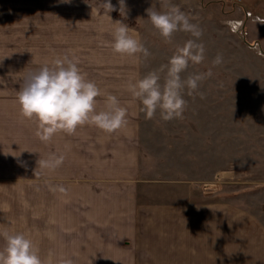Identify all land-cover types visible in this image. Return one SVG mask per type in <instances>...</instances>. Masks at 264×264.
<instances>
[{
  "label": "crops",
  "instance_id": "0c3cea01",
  "mask_svg": "<svg viewBox=\"0 0 264 264\" xmlns=\"http://www.w3.org/2000/svg\"><path fill=\"white\" fill-rule=\"evenodd\" d=\"M116 21L141 41L137 27L80 0H0V222L29 203L27 235L53 264H264V226L251 211L204 191L210 179L159 178L165 168L144 154L141 104L127 90L141 77V53L113 51ZM64 55L118 98L125 127L109 134L85 124L48 142L37 137L20 115V79ZM97 101L99 110L104 97ZM52 155L63 163L41 169L37 161ZM60 186L66 193L50 190Z\"/></svg>",
  "mask_w": 264,
  "mask_h": 264
},
{
  "label": "rangeland",
  "instance_id": "374dc122",
  "mask_svg": "<svg viewBox=\"0 0 264 264\" xmlns=\"http://www.w3.org/2000/svg\"><path fill=\"white\" fill-rule=\"evenodd\" d=\"M80 1L105 11L104 0ZM13 2L37 3L40 7L47 4V0ZM110 3L115 10L108 13L137 27L150 53L147 57L141 53V77L158 71L178 46L192 38L178 31L165 40L151 24L146 9L179 7L202 30L205 59L200 64L189 62L181 75L186 78L201 73L205 79L191 96L184 89L187 107L182 119L164 121L159 112L147 119L141 110L143 152L154 164L165 168L159 178L210 179L213 186H204V191H215L209 193L215 199L223 198L251 211L264 226V55L246 46L235 29L246 21V39L251 43L259 41L264 49V10L258 9L260 0H125L124 14L118 0ZM244 12L252 14L248 20ZM218 53L223 62L213 66ZM159 74L163 83L165 74ZM167 168L177 172L169 173ZM16 192L18 203L19 190ZM6 199L14 201V197ZM22 209L14 220L1 221L0 226L29 237V203Z\"/></svg>",
  "mask_w": 264,
  "mask_h": 264
},
{
  "label": "clouds",
  "instance_id": "9594fccd",
  "mask_svg": "<svg viewBox=\"0 0 264 264\" xmlns=\"http://www.w3.org/2000/svg\"><path fill=\"white\" fill-rule=\"evenodd\" d=\"M68 2V0H62ZM120 12L125 11V0H118ZM106 12L115 10L110 0H104ZM153 27L165 39L170 40L175 32L189 33L192 38L178 46L168 62L158 71H151L143 77L130 81L127 90L142 105L147 119L157 112L164 121L182 119L187 107L183 91L188 95L198 92L205 74L193 73L182 78L189 62L200 64L205 59V46L201 42L202 30L190 22L189 17L179 7L171 6L164 11L152 7L145 10ZM112 31L111 47L121 55L142 53L150 55L148 49L136 37L129 34V27L116 21ZM223 62L222 54L212 60L213 66ZM164 73L163 83L159 73ZM208 76L211 75L209 71ZM201 97L203 96L200 93ZM104 97V106L97 109V98ZM20 115L32 120L36 135L42 142H48L58 132L74 134L79 126L91 124L106 133H114L127 125V109L120 105L118 98L110 93H102L95 82L86 78L77 62L68 55L57 56L50 63L39 65L27 71L20 79L16 93ZM62 155H52L37 161L41 169L54 170L63 163ZM51 191L66 193L60 186L50 187ZM3 247L0 248V264H53L51 258L42 259L38 246L22 232L0 230ZM61 264H72L64 259Z\"/></svg>",
  "mask_w": 264,
  "mask_h": 264
},
{
  "label": "water",
  "instance_id": "95a60500",
  "mask_svg": "<svg viewBox=\"0 0 264 264\" xmlns=\"http://www.w3.org/2000/svg\"><path fill=\"white\" fill-rule=\"evenodd\" d=\"M244 24H245V22H242V24L240 25V27L235 28L237 30L236 32H238V34L240 35V38L242 39V42L246 46H248L249 48H251L253 50H257L258 53H260L261 55H264V50L262 49V47H261V45H260V43L258 41H255V42L251 43V42H249L246 39V37H245V35L243 33L244 32Z\"/></svg>",
  "mask_w": 264,
  "mask_h": 264
},
{
  "label": "built area",
  "instance_id": "2783aa9c",
  "mask_svg": "<svg viewBox=\"0 0 264 264\" xmlns=\"http://www.w3.org/2000/svg\"><path fill=\"white\" fill-rule=\"evenodd\" d=\"M246 16L249 18L252 15L250 12H245Z\"/></svg>",
  "mask_w": 264,
  "mask_h": 264
},
{
  "label": "flooded vegetation",
  "instance_id": "af4514ba",
  "mask_svg": "<svg viewBox=\"0 0 264 264\" xmlns=\"http://www.w3.org/2000/svg\"><path fill=\"white\" fill-rule=\"evenodd\" d=\"M244 17H245V19L248 20V17L246 16L245 12H244ZM243 22H246V21H243ZM244 28H245V24H244ZM243 33H244V32H243Z\"/></svg>",
  "mask_w": 264,
  "mask_h": 264
},
{
  "label": "bare ground",
  "instance_id": "6f19581e",
  "mask_svg": "<svg viewBox=\"0 0 264 264\" xmlns=\"http://www.w3.org/2000/svg\"><path fill=\"white\" fill-rule=\"evenodd\" d=\"M234 25H235V24H234ZM234 25H233V26H234ZM238 25H239V23H238ZM238 25H237V26H238ZM237 26H236V27H237Z\"/></svg>",
  "mask_w": 264,
  "mask_h": 264
}]
</instances>
